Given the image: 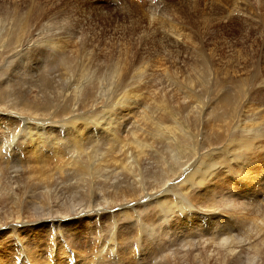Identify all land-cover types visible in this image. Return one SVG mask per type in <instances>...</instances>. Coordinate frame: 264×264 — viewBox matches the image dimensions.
<instances>
[{
  "label": "rangeland",
  "instance_id": "1",
  "mask_svg": "<svg viewBox=\"0 0 264 264\" xmlns=\"http://www.w3.org/2000/svg\"><path fill=\"white\" fill-rule=\"evenodd\" d=\"M117 67L118 73L115 71ZM191 89L196 94L195 97L189 95ZM131 90L140 95L136 101L124 97ZM167 97L168 101H174V105L182 104L178 106L183 112L184 124L196 133V139L191 133L184 138L186 143L183 146L189 149L197 148L202 141L203 147L207 143H214L219 147L218 151H226L229 147L225 145L239 133V128L243 125L252 129L260 127L263 138L259 142L264 144V0H0V126L6 124L10 127L11 122L1 117L8 114L16 119V131L19 129L17 133L20 134L22 130L24 132L16 136V131L11 128L4 143L0 136V144H4L1 145L2 150H10L5 153L7 157H2L4 161L1 158L0 163L13 164L18 170L25 166L21 173L30 175L27 180L22 175L21 178L27 183L34 184L39 179L38 174L53 172L54 168L61 166L65 171L62 175L66 177L64 183L74 184L78 180V173L73 168H79L72 166L70 159L68 160L71 151L59 157L49 155L46 159L49 166L46 164L48 167H44V163H40L43 172L34 173L35 169L32 168L37 167L39 162L31 155V148L23 150L24 154L20 155L24 144L21 140H28V127L33 129V135L36 134L35 129H42L48 138L50 133H61L62 130L61 134L67 135L72 127L67 120L75 116L78 117V126H85V131L93 136L96 134L95 139H100L105 131L104 125L117 123L130 130L143 125L146 114L157 111L155 115H161L156 102ZM124 99L128 100L127 106L133 105L134 113L123 114L121 106ZM19 104L21 105L18 106ZM11 110L14 111L13 114ZM116 113L122 115V118L117 117ZM19 125L23 128L18 127ZM217 137L220 139L217 140ZM126 139L129 142L131 135ZM165 145L162 141L159 153L156 154L160 155L153 160L156 164L153 175L156 176L149 177L153 178V182L159 178L162 167L165 168L162 166L166 164L165 160L173 164V153L171 149H165ZM191 151L186 150L188 158ZM215 154L212 156L215 157ZM86 157L85 154L82 155L85 162ZM21 162L24 164L21 165ZM231 165L234 162L231 161ZM250 169L254 174L253 178L241 170L240 174L244 178L233 173L226 175L225 181L232 187H237L238 191L246 188V180L251 185L255 184L257 174H264V149L256 153L255 157L252 154ZM184 173L185 170L182 176ZM152 178L146 181L152 182ZM147 182L145 184H149L151 188L157 187L153 182ZM10 185L16 189L13 184L9 183V187ZM139 187L138 192L143 194V186ZM76 190L78 191L77 187ZM257 190L260 192V212L264 213V182L257 184ZM231 192L234 198L237 197L236 191ZM177 193L181 192L170 194L173 202L181 199ZM247 196L253 200L255 195L252 193ZM184 200L197 209L191 211V222L198 221L208 227L207 213L200 206L203 203L194 205L187 197ZM146 202L142 195L136 202L130 203L133 209L128 207L127 215L119 211V206L105 213L100 211L88 214V218L76 227L74 238L78 236V240L75 238V244L70 242L68 249L64 244L69 243L65 240L66 237L69 238L59 222L45 223L48 228L47 232L44 231L46 234L41 233V238L45 241L42 240L44 248L39 259L45 264H60L62 254L58 260L56 258L59 247L63 246V257L66 259L61 264H82V258L86 255L89 258L86 264H98L91 263L90 259L96 260L98 253L105 256L112 254L109 238L114 224H117L121 244L114 247L117 255L112 254L116 260L110 256L111 263L130 264L129 261L133 260L132 264H138L141 251L145 253L143 244L148 236V230L143 229L140 220L143 224H149L155 205L149 203L143 206ZM8 211L6 203L0 204V220L8 217ZM252 211L254 210H248ZM52 225L55 226L54 229L51 228ZM120 229L135 236V240L131 241L132 253L128 250V233H123V240ZM249 229L247 226L242 228L240 224L238 232L242 231L239 234L245 236L244 233ZM54 230L61 237L58 238V234L56 237L49 236L54 235ZM153 230L155 228L149 231ZM8 237L12 238V235L0 234V241ZM201 237L203 236L195 235L197 240H194L199 241ZM206 237L209 238L208 235ZM11 242L8 254L10 251L13 253L10 254L11 257L7 256V262L8 258H16L14 262H17L20 247L12 239ZM25 242L29 243L27 240ZM52 247H56L54 251ZM261 251V255L257 256L248 249L245 255L242 252L237 259L233 257L231 264H264V247ZM156 258L161 260V254ZM24 260L21 259L20 264H24ZM28 260L29 263L25 264L35 263L32 259ZM159 263L160 261L157 262Z\"/></svg>",
  "mask_w": 264,
  "mask_h": 264
},
{
  "label": "bare ground",
  "instance_id": "2",
  "mask_svg": "<svg viewBox=\"0 0 264 264\" xmlns=\"http://www.w3.org/2000/svg\"><path fill=\"white\" fill-rule=\"evenodd\" d=\"M177 32L179 33V31ZM170 34L174 35L172 32H170ZM117 70L118 67L115 71L117 72ZM129 92L127 95L124 92L126 95L124 97L135 99L134 101H136L137 97L140 96L135 91L131 90ZM189 95L191 97L196 96L192 89L189 91ZM127 103V99H124L123 104L120 103L122 104L121 111L124 115H128L129 112L134 113L133 105L130 104L131 106H127ZM173 103L174 101H168V97L165 100L156 102L157 108L162 112L161 115H155L157 111L155 113L146 114V123L144 122L143 125L135 126L133 129L129 128L130 130H127L124 125V127L121 126V124L118 126L117 123H112V125L109 124V126L104 125L103 129H105V131L100 139H95L97 136L96 134L93 136L92 133L85 131V126H78V117L75 116L67 120L72 126L71 129L69 128L70 131L68 132L70 133L67 135L61 134L63 132L62 130L61 133H50L49 135L51 136L48 138L42 129H35L36 134L33 135V129L31 130V128L28 127L26 134L28 140H21L24 141V144L20 149V155L24 154L23 150L31 148V155L37 158L39 165L40 163H42V165L44 163L43 166L48 167L49 165L46 159L49 158V155L59 157L62 156L63 153L69 154L72 151L71 154H67L68 160L70 159L69 162L72 166L79 167L78 169L72 166L70 167L73 168L74 172L78 173V175L76 174L78 180L74 184H65L64 181L66 177L64 178L62 176L65 171L59 166V168H54L53 172L38 174L37 176L39 179L34 184L27 183L25 180L28 179V175L30 174H26V172L21 173V171H24L25 166L18 170L15 168L17 166L14 167L13 164L8 165L3 162L0 163V204L6 203L7 206H9V213L6 214L8 217L0 220V234L3 236L8 233L12 235V238L8 237V239L5 240L1 239L3 243L0 241V264H20L21 259H25L24 264L29 263L28 259L34 260V264H45L39 259L43 254V241H45L41 238V233L46 234L44 231L47 232L48 228L45 223L56 224L59 222L69 238L67 239L66 237L65 239L69 243L64 244L65 248L68 249L71 245L70 242L72 244L76 243L74 242L76 238H74L76 227L81 225L83 220L88 218V214L92 212L100 213V211L105 213L107 210L119 206V211L127 215V208L130 207V203L136 202L142 195L144 199L147 200L143 206L149 203L155 205L153 209L151 208L152 213L150 216L152 218H150V223L143 224L142 220H140L143 229L145 231L148 230V233L146 232L148 236L143 244L145 255L141 251V260L138 264H152V261L153 264H157L158 261H160L159 264H173V262L176 264H231L233 257L237 259L242 255V252H244L245 255V251L248 249L254 251V254L257 256L261 255V248L264 247V213L260 212V201L258 199L260 192L258 190L256 191V187L261 181L264 182V174L262 172L257 174L256 179H254L255 184L251 185L248 180L244 181L246 188L242 191H238L237 187H232L229 182L225 181V176L234 173L244 178V175L240 174L242 170L244 173L250 174L251 178H253L254 174L250 169V160L252 154L255 157L256 153L264 149L263 142H259V139L263 138L262 130L260 127L252 129L245 125L240 128L238 127L239 133L234 136L231 140L232 142L230 141L225 145V147L229 148L223 152L218 151L217 148L219 147L214 143H207L205 144L206 147H203L204 143L202 141L196 146L197 148L189 149L183 146L184 143H186L184 138L188 133H191L196 139V133L186 127V123L184 124L185 118H182L184 115H182L183 112H181V108L178 106L182 104H178L177 102L178 105H174ZM20 105L21 104L18 106ZM112 106L114 107V105ZM20 108L21 107H19V110ZM7 109L10 110V108ZM11 112L13 114L14 111L11 110ZM144 114L145 112L143 116ZM116 116L122 118V115H118L117 113ZM1 117L7 122H11L10 127L6 124L0 126V136H2V142L4 143L11 130L14 128L16 131L15 127L17 125L15 124L16 119L11 117V115L7 114ZM117 120L120 121V119ZM18 127L22 126L19 125ZM18 130L19 129H17L16 133ZM22 131L21 133L24 134ZM16 133L14 132V134ZM21 133H17L16 136L18 134L21 135ZM128 135H131L132 139L126 142V137ZM216 139L219 140L220 138L217 137ZM162 141L166 144L164 148L171 149L173 153V164L170 163L169 160H165L166 164L162 165L165 166V168L162 167V171L159 172L160 176L158 175L159 173H157L159 178L153 182V178L151 177V181L157 186L156 188H151V186H148L149 184L146 185L145 183L147 182L146 179L150 176H156L153 175V173L156 172L154 159H157L160 155L157 156L156 154L159 153L158 148L162 145ZM3 143L0 144V160L3 156V158L7 157L5 153L10 151L4 152L5 150H2L3 148H1V145L3 146ZM199 148H201V150H199ZM187 149L190 151L192 150L190 158L187 157ZM83 154L87 156L86 162L84 161L85 158L84 160L82 158ZM212 154H215V157H213L214 155L212 156ZM200 155L202 158L199 157ZM11 156L13 155L10 154V157ZM14 156L16 157L17 154ZM196 157H198V159H196ZM11 158L13 159V157ZM21 158H23V156H21ZM231 161L234 162V165H231ZM20 164L23 165L24 163L21 162ZM46 164L48 166H45ZM39 165L32 168L35 169V171H31H34V173L42 171L43 166ZM184 170L185 173L182 176ZM21 175L25 180L21 178ZM152 182L147 183L152 184ZM9 183L13 184L16 189L12 187V185L9 187ZM139 186H143V194L138 192L137 188H140ZM148 187L150 189H148ZM232 190L237 192V197L235 196L234 198L231 192ZM177 191L182 193H177V196H180L181 199L173 202V199L170 198V194ZM249 191L255 195L253 200H251L252 197L247 196L252 194L249 193ZM184 197H187L189 201L192 200L194 205L195 203L198 205L203 203L200 206L207 213L206 217L209 220L207 223L208 227H205L204 224L202 225L201 222L198 221L191 222V211L195 208H193L190 203L186 204L187 202L185 203ZM130 208L133 209L132 206ZM248 210L254 211L248 212ZM91 215L93 216V214ZM237 218H239L241 222H239ZM197 219L198 218H196V220ZM189 223H191V225L187 226L186 224ZM240 224L242 228L246 226L250 228L248 232L244 233L245 236L240 235L243 233L241 230L242 233L238 232ZM99 227L101 228V226ZM51 228L54 229L55 226L52 225ZM153 228H155V230L150 232L149 230ZM122 230L120 229V236H122L123 240V233H128V250L132 253L133 242L131 241L135 240V236L131 234V232H123ZM118 232L119 227L117 224H114L111 237L109 238V247H112L111 253L114 256L117 255L114 247L120 243ZM53 234L54 235L49 236L56 237L58 232L54 230ZM103 235L105 234L103 233ZM195 235L203 237H201L199 241H195L197 240L195 239ZM206 235H208L209 238H207ZM59 237H61L60 233L58 234V238ZM11 239L14 243H18L20 247L17 262H14L16 258H8L7 262V256L13 253L10 251V254H8V250L12 247ZM248 239H250L249 242ZM26 240L29 243H26ZM57 240L58 239H56V241ZM111 241L113 244H111ZM23 242L24 245L26 243L27 245L29 244V246L25 245L24 248ZM55 244L57 245V243ZM137 246L141 248L138 244ZM95 247H98V245H95ZM55 248L56 247H52V251H54ZM65 248L61 246L58 250L57 260L62 254L60 264L65 262L66 259L63 257ZM123 248L126 247L123 246ZM61 250H63L62 253H60ZM65 253L67 255V252ZM94 253L97 254L96 251ZM112 254H110V256L114 257ZM160 254L162 257L161 260L156 258ZM248 255L252 254L248 253ZM13 256L15 257V255ZM110 256L98 253L96 260L90 259V262L112 264ZM114 258V260H116V257ZM259 258L262 262V258ZM82 259V264H86L89 258L86 255V257ZM249 262L252 261L249 260ZM129 263L132 264L133 260L132 262L129 261Z\"/></svg>",
  "mask_w": 264,
  "mask_h": 264
}]
</instances>
